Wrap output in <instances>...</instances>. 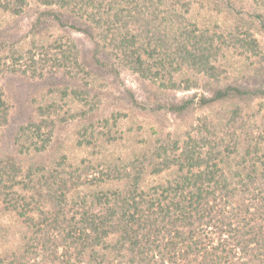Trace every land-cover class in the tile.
Returning <instances> with one entry per match:
<instances>
[{
    "label": "trees",
    "instance_id": "1",
    "mask_svg": "<svg viewBox=\"0 0 264 264\" xmlns=\"http://www.w3.org/2000/svg\"><path fill=\"white\" fill-rule=\"evenodd\" d=\"M263 70L264 0H0V264H264Z\"/></svg>",
    "mask_w": 264,
    "mask_h": 264
},
{
    "label": "rangeland",
    "instance_id": "2",
    "mask_svg": "<svg viewBox=\"0 0 264 264\" xmlns=\"http://www.w3.org/2000/svg\"><path fill=\"white\" fill-rule=\"evenodd\" d=\"M24 24L23 21H20V24ZM25 25V24H24ZM71 37L74 40V42L77 44L80 52H81V59L82 62H85L89 65L90 62V56H91V50H92V44L86 35H84L81 32H71ZM264 72V70H263ZM95 77H98V80L104 81L108 84V91H115L117 92L119 89L122 88V85L125 84L129 88H131L138 99L140 101H144L146 99V85L140 80V78L132 73L123 72L119 78L112 77V75H109L106 72L101 71ZM239 81H242L244 79V75L238 74ZM246 78V77H245ZM29 79H23L21 77L16 78H10L7 80L6 84V90L7 93L11 99V104L13 107V118L16 116L17 118L22 115V109L24 106L28 94L33 90V85L35 83H30V81H27ZM248 81V80H247ZM198 92V91H194ZM194 92H184V93H178L177 97L183 98L191 93ZM259 107V103L257 105ZM137 113H129L127 122L125 125L130 124H136L137 126H140L144 128V133H147L148 131L151 132L152 130H160L163 127L166 126L167 130H171L173 128V125H178V123L174 120V118L171 116L170 119L167 120H160L161 118H143L141 116H137ZM200 116L198 113L196 117ZM180 122V121H179ZM124 125V124H123ZM122 154L123 152H126V149L122 148L120 150ZM19 224L17 220L9 214H5L4 212L0 211V254L4 251H7L10 248H14L15 245L18 243L19 238ZM4 237V238H2Z\"/></svg>",
    "mask_w": 264,
    "mask_h": 264
}]
</instances>
